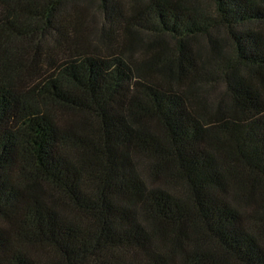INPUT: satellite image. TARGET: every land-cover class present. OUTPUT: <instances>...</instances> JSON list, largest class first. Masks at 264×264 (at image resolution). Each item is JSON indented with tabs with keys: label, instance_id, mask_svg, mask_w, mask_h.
Instances as JSON below:
<instances>
[{
	"label": "trees",
	"instance_id": "16d2710c",
	"mask_svg": "<svg viewBox=\"0 0 264 264\" xmlns=\"http://www.w3.org/2000/svg\"><path fill=\"white\" fill-rule=\"evenodd\" d=\"M80 1L0 0V264H264V0Z\"/></svg>",
	"mask_w": 264,
	"mask_h": 264
},
{
	"label": "rangeland",
	"instance_id": "374dc122",
	"mask_svg": "<svg viewBox=\"0 0 264 264\" xmlns=\"http://www.w3.org/2000/svg\"><path fill=\"white\" fill-rule=\"evenodd\" d=\"M125 3V0H121ZM89 2L88 9L83 20V33L88 34L91 38L96 39L97 36L101 35L108 27H110L112 20H109L106 14L104 16L99 9V0H82L79 2L81 6ZM204 4L212 6L211 2L208 0H203ZM50 45L55 46V42L50 41Z\"/></svg>",
	"mask_w": 264,
	"mask_h": 264
}]
</instances>
